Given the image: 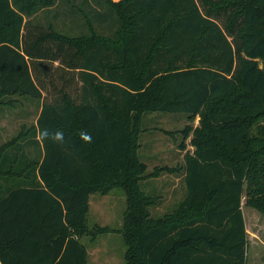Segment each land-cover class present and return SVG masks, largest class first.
Masks as SVG:
<instances>
[{"label":"trees","instance_id":"1","mask_svg":"<svg viewBox=\"0 0 264 264\" xmlns=\"http://www.w3.org/2000/svg\"><path fill=\"white\" fill-rule=\"evenodd\" d=\"M26 103L34 120L0 142V264H87L82 238L109 230L88 226L89 197L114 187L123 264H245L242 204L264 212V0H0V112ZM151 111L183 113L164 131L193 149L147 171ZM163 171L184 193L153 215L143 179Z\"/></svg>","mask_w":264,"mask_h":264},{"label":"rangeland","instance_id":"2","mask_svg":"<svg viewBox=\"0 0 264 264\" xmlns=\"http://www.w3.org/2000/svg\"><path fill=\"white\" fill-rule=\"evenodd\" d=\"M68 26L69 22H66L64 28ZM35 114L36 111L29 103L20 108L0 112V142L15 134L21 123L33 121ZM185 122L181 112L144 113L141 123L143 131L139 138V157L146 164L147 171H151L155 166H172L178 163L177 143L180 134L172 135L164 130H176L183 127ZM182 185L180 174L166 171L143 179L145 192L159 195V202L150 207V213L161 215L172 209L184 193ZM125 207V195L121 188L114 187L106 194L90 195L88 226L104 225L109 230L97 234L93 240H89L88 236L82 238L88 253L87 264H123L125 244L118 229L122 225ZM242 211L248 233L245 264H264V212L244 204Z\"/></svg>","mask_w":264,"mask_h":264},{"label":"crops","instance_id":"3","mask_svg":"<svg viewBox=\"0 0 264 264\" xmlns=\"http://www.w3.org/2000/svg\"><path fill=\"white\" fill-rule=\"evenodd\" d=\"M2 112H3V111H2ZM2 112H1V113H2ZM140 147H141V143H140ZM192 149H193V147H192L191 145H189V144L186 145L185 150L192 151ZM185 150H183V151H180L179 149L177 150V153H178V156H179V158H178V162H179L180 160H182V156H183V153H184Z\"/></svg>","mask_w":264,"mask_h":264}]
</instances>
